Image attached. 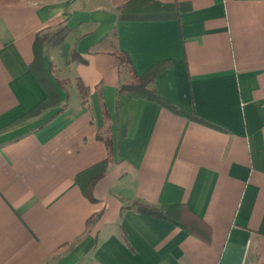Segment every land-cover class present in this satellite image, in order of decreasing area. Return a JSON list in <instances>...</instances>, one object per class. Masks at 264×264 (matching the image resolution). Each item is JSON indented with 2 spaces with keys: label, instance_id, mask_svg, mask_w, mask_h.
<instances>
[{
  "label": "crops",
  "instance_id": "obj_1",
  "mask_svg": "<svg viewBox=\"0 0 264 264\" xmlns=\"http://www.w3.org/2000/svg\"><path fill=\"white\" fill-rule=\"evenodd\" d=\"M62 27V100L25 116L35 37ZM118 50L195 118L118 93ZM0 264H264V0H0Z\"/></svg>",
  "mask_w": 264,
  "mask_h": 264
},
{
  "label": "trees",
  "instance_id": "obj_2",
  "mask_svg": "<svg viewBox=\"0 0 264 264\" xmlns=\"http://www.w3.org/2000/svg\"><path fill=\"white\" fill-rule=\"evenodd\" d=\"M119 18L121 19H137L135 15L129 14L126 11L125 6L119 7ZM68 33V29L66 27H62L56 31H46L43 33L37 34L35 37L34 43H33V51H34V59L33 62L30 65V68L34 75L37 77L39 82L42 84V86L45 88L46 91V98L44 101L39 103L37 106H35L32 110H30L25 116H32L43 109L51 106L59 104V102L62 100L60 93L56 89V87L53 85L51 78L46 70V67L44 65L43 61V55L44 50L46 47L51 46H61V48H64V39ZM115 56L118 60L119 66L123 73L127 74L128 78L121 82L117 88L118 93H127L132 95H137L149 100H152L158 104H160L163 107L168 108L174 113L183 114L188 117L195 118L193 116H190L177 106L168 103L167 101L163 100L159 97V95L156 92V88L154 85V79L158 71H160L163 68L162 64H157L156 66L149 69L145 74L138 75L132 65V62L127 55V53L118 50L115 53ZM76 57V55H74ZM51 68V65L49 66V70ZM83 95V101L85 92L82 91ZM60 111V108L55 112L58 113ZM198 119V118H196ZM105 142H107V145L110 147V139L109 137L104 138ZM108 159H105L89 169L82 172L78 177L77 180L81 184L84 193L89 197V199L93 200L94 198L91 196V187L93 183L99 179L103 173L105 172L107 168ZM179 206H164V207H156L148 203H144L141 201H134L132 208H135L136 210L151 214L166 220H169L173 223L180 224L179 223V212L175 211Z\"/></svg>",
  "mask_w": 264,
  "mask_h": 264
},
{
  "label": "rangeland",
  "instance_id": "obj_3",
  "mask_svg": "<svg viewBox=\"0 0 264 264\" xmlns=\"http://www.w3.org/2000/svg\"><path fill=\"white\" fill-rule=\"evenodd\" d=\"M25 118H19L18 120H17V122H19V121H23Z\"/></svg>",
  "mask_w": 264,
  "mask_h": 264
}]
</instances>
